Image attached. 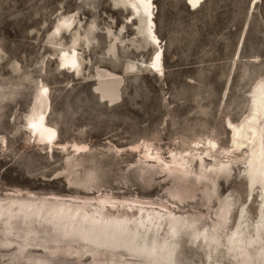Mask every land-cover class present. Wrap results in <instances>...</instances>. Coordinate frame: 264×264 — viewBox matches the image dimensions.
I'll return each instance as SVG.
<instances>
[{
	"label": "rangeland",
	"instance_id": "obj_1",
	"mask_svg": "<svg viewBox=\"0 0 264 264\" xmlns=\"http://www.w3.org/2000/svg\"><path fill=\"white\" fill-rule=\"evenodd\" d=\"M153 3L165 48L161 74L131 67L149 62L156 48L139 33L140 23H131L133 11L125 0H0V200L56 197L75 204L86 200L82 204L92 207L104 198L109 205L152 208L168 222L162 209L215 219L208 206L218 208L216 196L233 195L239 203L229 227L244 206L250 222H258L259 198L246 203L241 164L221 172L212 189L190 178L201 177L202 166L219 159L243 157L235 149L230 121L247 118L252 91L264 79V0H202L195 8L188 0ZM65 50L77 51V74L61 65ZM102 69L120 76L113 101L101 89ZM44 85L48 124L57 130L54 145L28 125ZM210 139L217 142L214 156L187 151L195 143L206 150ZM186 151L190 155L182 167L180 155ZM111 214L119 211L112 208ZM159 232L173 243L181 264H208V256L219 254L217 245H204L182 230ZM61 247L54 246L68 263L57 264L92 262L88 255L68 259Z\"/></svg>",
	"mask_w": 264,
	"mask_h": 264
},
{
	"label": "bare ground",
	"instance_id": "obj_2",
	"mask_svg": "<svg viewBox=\"0 0 264 264\" xmlns=\"http://www.w3.org/2000/svg\"><path fill=\"white\" fill-rule=\"evenodd\" d=\"M201 1L188 0L194 6L193 8ZM125 2L131 6L133 11L130 17L131 23L133 24L134 21L140 23L142 30L139 33H145L150 43L154 44L156 48L153 58L149 62H140L131 65V67L134 69L140 68V66L150 67L161 74L164 69L165 48L155 28L153 0H125ZM65 24L70 27L72 22L66 20ZM118 38L119 36L115 35L113 39ZM112 49L114 48L112 47ZM59 59L62 66H70L74 72L80 70V60L76 50H65ZM99 74L103 93L113 101L120 76L104 69L100 70ZM40 92L37 100L38 107L28 125L39 139L46 144L54 145L57 130L48 124L47 110L50 101L48 87L44 85ZM250 100L251 107L247 118L238 124L230 121L235 149L242 150L243 157L233 155L227 160L219 159L218 163L210 167L202 166L201 173H199L201 177H195V179L191 177L190 182L195 180L196 183H206L211 189L215 188L217 186L216 177L221 172H226L232 164L238 163L239 168L241 166L245 168L244 170L240 169V172L247 182L246 203L249 201L253 203L255 196L259 198V213L257 215L259 219H256L258 222H250L246 214V206L239 204L240 207H244L238 212L236 225L233 228L229 227L230 215L239 203L236 196L233 195L226 199L216 196L219 200L218 208L212 204L208 206V209H213L211 211L215 215V219L212 216L203 218V214L200 217L186 216L180 212L178 213L181 215L176 216L175 211L167 209L164 212L162 209L161 212L169 214L168 222L160 220L155 211H151L152 208L141 206V204L124 207L120 202L123 207L121 208V205H115V202L107 199L108 203L112 202L113 205L104 203V198L101 200L102 203L99 201L100 204L97 202L96 206L91 207L82 204L86 200L75 204L72 203L74 202L72 200V202H65L59 198V200H55L56 197L55 201H46L44 198L28 201L29 199L5 197L6 199L1 198L0 200V264L2 260L16 263L18 261L20 264H25L28 261H36L37 264H57V261L60 260L67 262L66 255H61L63 253L61 250V253H57L58 249L56 250L54 246H63L65 249L63 251L67 252L68 259L78 258L79 260L88 255L92 259L90 264H181L174 253L173 243L169 242L167 238L159 237V231L163 227L169 232L175 233L182 230L196 240L202 238V242L206 243L204 245L209 247L213 244L217 245L220 249L219 254L208 256V264H225V261H229L231 264H264V79L255 86ZM216 144V140L210 139L209 146H205L206 150L202 149L199 143H195L189 147L192 151L190 149L187 151L190 153L195 151L196 156L199 155L200 158L204 152L214 156L212 150ZM63 147L65 148V145ZM78 149L80 150V147ZM189 155L188 153L180 155L181 160L183 159L180 160L182 167L184 166L183 161ZM191 156L193 157V155ZM180 165L177 164L176 168ZM178 169L181 171L183 168ZM185 178L184 181L187 180ZM183 184L181 185L183 186ZM188 186L190 185L188 184ZM181 190L178 191L181 192ZM214 191L212 190L213 195ZM45 198H49V196ZM93 200L91 201L93 202ZM211 200L210 198L209 202H212ZM112 208H116L119 215L111 214ZM155 210L158 212V209ZM10 229L16 230L11 232ZM40 232L44 234L40 235ZM63 248L61 247V249ZM12 250H14L12 254L4 253ZM35 251L40 253L35 254Z\"/></svg>",
	"mask_w": 264,
	"mask_h": 264
}]
</instances>
